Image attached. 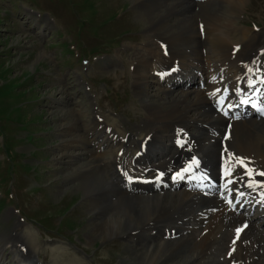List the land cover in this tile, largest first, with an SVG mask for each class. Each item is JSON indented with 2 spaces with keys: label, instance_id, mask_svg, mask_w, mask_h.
I'll use <instances>...</instances> for the list:
<instances>
[{
  "label": "bare ground",
  "instance_id": "bare-ground-1",
  "mask_svg": "<svg viewBox=\"0 0 264 264\" xmlns=\"http://www.w3.org/2000/svg\"><path fill=\"white\" fill-rule=\"evenodd\" d=\"M132 1L151 34L129 64L141 121L126 134L93 115L85 137L66 144L77 152L62 153L81 157L74 176L103 215L91 233L136 241L132 264H264V117L216 112L218 96L230 102L235 92L264 88V29L235 25L245 0ZM219 167L231 173L222 181ZM207 177L214 186L198 190ZM181 179L189 181L170 187ZM252 206L263 214L251 217ZM29 246L10 245L14 264L30 263ZM48 249L52 264H85L62 244Z\"/></svg>",
  "mask_w": 264,
  "mask_h": 264
},
{
  "label": "rangeland",
  "instance_id": "rangeland-1",
  "mask_svg": "<svg viewBox=\"0 0 264 264\" xmlns=\"http://www.w3.org/2000/svg\"><path fill=\"white\" fill-rule=\"evenodd\" d=\"M236 21L263 30L264 0H245ZM148 24L132 0H0L4 263H15L10 245L26 251L30 242L33 264H52L49 244H62L85 264H132L141 252L134 240L92 234L103 215L84 196L74 176L82 159L68 156L77 150L66 144L85 137L93 115L126 134L139 125L144 106L129 64L136 48L150 41Z\"/></svg>",
  "mask_w": 264,
  "mask_h": 264
},
{
  "label": "snow or ice",
  "instance_id": "snow-or-ice-1",
  "mask_svg": "<svg viewBox=\"0 0 264 264\" xmlns=\"http://www.w3.org/2000/svg\"><path fill=\"white\" fill-rule=\"evenodd\" d=\"M173 70H175V69H173ZM217 91H219V90H217ZM221 102H222V101H221ZM245 102H247V101H245ZM177 143H180V141L178 140ZM229 155H230V157H231V154H229ZM192 163H193V164L197 163V161L195 160V158H193ZM240 163H241L242 166H245V167H246V165H244L242 159L240 160ZM185 171H187V169H185ZM223 174H224V176L227 177V176L230 175L231 173H230V170H226V171H224ZM160 175H163V174L161 173ZM179 175H180V174L177 173V176H179ZM260 175H264V173H260ZM228 182L230 183L231 181H228ZM239 231H240V229H237V232H239Z\"/></svg>",
  "mask_w": 264,
  "mask_h": 264
}]
</instances>
